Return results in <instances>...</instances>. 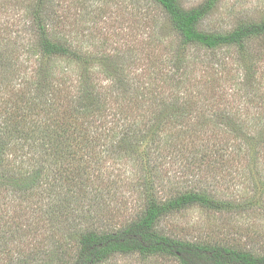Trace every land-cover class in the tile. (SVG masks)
<instances>
[{
	"label": "rangeland",
	"instance_id": "obj_1",
	"mask_svg": "<svg viewBox=\"0 0 264 264\" xmlns=\"http://www.w3.org/2000/svg\"><path fill=\"white\" fill-rule=\"evenodd\" d=\"M40 1L0 0V58L10 67L1 74L10 75L12 90L27 92L36 71L44 67L54 76L51 87H45L54 114L61 115L70 98L88 88L105 97L103 123L164 125L154 143L158 150L116 153L106 158L101 171L86 165L97 191L79 205L75 199L69 202L68 188H52L51 182H41L36 190L43 197L30 200L11 187L0 190V264H73L81 230L120 229L144 213L145 180L154 181L164 200L194 190L236 206L231 212L189 207L164 218L158 224L161 233L264 255V37L247 42L245 50L189 46L186 65H175L179 39L154 0H43L50 38L89 63L48 60L42 57L33 15ZM205 1L181 3L190 10ZM262 21L264 0H220L200 29L228 33ZM144 92H154L151 102L141 99ZM176 96L180 99L174 100ZM117 107H122L120 115ZM192 138L199 141L194 145ZM40 164L10 168L17 176L20 170L28 176ZM48 189L55 195L50 197ZM50 208L67 215L50 220L43 213ZM101 264L180 262L170 256L129 254Z\"/></svg>",
	"mask_w": 264,
	"mask_h": 264
},
{
	"label": "trees",
	"instance_id": "obj_2",
	"mask_svg": "<svg viewBox=\"0 0 264 264\" xmlns=\"http://www.w3.org/2000/svg\"><path fill=\"white\" fill-rule=\"evenodd\" d=\"M154 1L164 10L179 39V48L176 56L174 55L175 65H186L184 50L189 46L209 50L223 47L245 50L247 42L264 37V21L244 24L228 33L202 31L201 23L214 11L220 0H206L190 10L183 7L181 0ZM43 5L44 1L41 0L33 11L43 59L63 58L72 63L88 64V60L82 58L77 51L50 38ZM3 68L9 69V63L2 65L0 58V85L4 88L0 90V190L9 191L11 187L20 198L30 200L39 195L43 197L44 194L36 190L41 182L46 185L51 182L54 183L52 188L58 186L68 188L66 191L69 202L75 199V203L79 205L83 203V199L87 200L90 197L88 194L97 191L90 185L94 180L90 178L86 165L95 164L98 171H101L107 159L116 153L153 152L159 149V145L155 147L154 143L163 123L162 125L161 122L151 125V122L141 124L138 121L114 123L113 120L103 123L108 108L104 102L105 97L101 99L88 88L83 93L78 92L71 97L61 115L54 114L53 107H50L45 97V87H51V80L54 77L52 71L41 67L40 71H36V77L29 82L27 92L24 90L14 92L9 85L10 75L1 74L5 70ZM8 88L11 89L9 92ZM4 92L6 97H3ZM153 93L144 92L141 99L151 102ZM176 97L174 100L180 99ZM121 110L122 107H117L119 115ZM127 111L125 107L122 115ZM178 123L182 126L184 124L183 121ZM169 124L166 123L167 128ZM190 141L195 145L199 138H192ZM100 157H105V160ZM40 161V168H34L32 172L28 170L26 172L28 176H25L22 170H20L22 175L17 176L10 168V165H20V169L25 166L31 168L34 162ZM53 165L57 168L53 169ZM145 165L150 169V159ZM48 193L52 197L56 191L48 189ZM143 195L146 202L144 213L125 227L115 230H81L78 253L73 264H101L116 255L129 254L144 257L170 256L177 259L180 264H264V255L249 250L186 242L165 235L158 229V224L164 218L192 206L231 212L236 209L232 201L216 199L207 192L194 190L164 200L156 192L153 180H145ZM89 199L91 200V197ZM70 208L66 206L67 210ZM80 209L81 207L78 210ZM44 212L50 220L67 215L58 208H50Z\"/></svg>",
	"mask_w": 264,
	"mask_h": 264
}]
</instances>
